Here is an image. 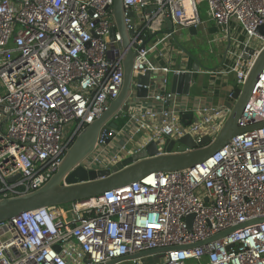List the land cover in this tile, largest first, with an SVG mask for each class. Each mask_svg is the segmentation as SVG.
Returning a JSON list of instances; mask_svg holds the SVG:
<instances>
[{"label": "built area", "instance_id": "2783aa9c", "mask_svg": "<svg viewBox=\"0 0 264 264\" xmlns=\"http://www.w3.org/2000/svg\"><path fill=\"white\" fill-rule=\"evenodd\" d=\"M112 2L0 0V198L42 186L76 134L118 95L123 69L121 38L112 32ZM201 2L209 20L219 25L237 22L245 35L242 49H254L248 59L239 52L235 60L233 71L242 86L264 46V35L257 31L264 27V0H122L127 27L140 26L131 37L134 75L156 67L149 60L148 44L138 49L132 44H142L147 31H159L166 16L172 34L197 27L202 23ZM173 96L169 91L147 96L160 107L128 116L136 131L150 130L145 142L176 140L185 134L195 142L204 135L213 137L230 110L203 106L185 124L166 106ZM260 121L264 68L239 124ZM105 137L101 131L96 152L83 163L86 168H104L123 158L103 156ZM260 218H264V126L232 136L202 163L153 172L99 196L36 208L0 222V264H103L143 250L200 242ZM158 264H264V221L201 246L168 250Z\"/></svg>", "mask_w": 264, "mask_h": 264}, {"label": "water", "instance_id": "95a60500", "mask_svg": "<svg viewBox=\"0 0 264 264\" xmlns=\"http://www.w3.org/2000/svg\"><path fill=\"white\" fill-rule=\"evenodd\" d=\"M111 16L114 23L112 32H118L121 38L118 46L121 50L123 81L118 95L110 100L100 116L85 124L76 134L71 144L64 150L55 171L42 186L23 194L0 198V222L36 208L60 206L99 196L107 190L124 187L153 172L177 171L191 167L206 161L226 145L232 136L264 126V121L247 126L239 124V119L257 83L258 76L264 68L263 46L257 52L242 86H237L234 83L235 88L232 93L234 103L213 137L204 135L200 141L195 142L190 135L185 134L176 140L171 138H165L163 142L150 140L142 143L137 149L113 164H107L104 168H86L83 163L96 152L100 132L103 131L106 134L102 145L106 148L113 138L121 132L122 127L116 122L118 114L121 112L128 113L132 104L136 105L146 99L147 96L153 95L151 87L155 84L152 80L154 75L152 71L146 70L143 74H133L136 51L132 50L131 37L135 35V30H138L140 26L127 27L124 21L122 0H113ZM127 16L130 17V23L134 24V13L129 11ZM158 28L159 31H147V35L142 37V44L133 43L132 46L137 47V49L142 48L153 38L166 34L172 35L173 25L168 16L158 25ZM186 28L190 35L196 33L195 26L190 25ZM257 31L264 35L263 26L257 27ZM93 36L96 35L93 33ZM241 46L239 52H241L242 58L248 59V55L252 54L254 49L250 46H245L242 49ZM189 56L192 55L189 53ZM198 69V64L194 62L191 70H177L171 74H166L165 77L170 84L169 91L176 95H188L193 73L197 72ZM180 117L185 124H188L193 115L183 113ZM258 221H264V218L252 219L232 226L200 242L143 250L113 258L103 264H118L146 256L162 258L168 250L201 246L221 238L237 228ZM55 249L58 250L59 247L55 246Z\"/></svg>", "mask_w": 264, "mask_h": 264}, {"label": "crops", "instance_id": "0c3cea01", "mask_svg": "<svg viewBox=\"0 0 264 264\" xmlns=\"http://www.w3.org/2000/svg\"><path fill=\"white\" fill-rule=\"evenodd\" d=\"M201 20L202 23L196 27V33L193 35L189 34L187 28H182L171 36L164 38L165 35H160L148 43V47H151L148 57L152 65L156 67L152 71L154 74L152 80L155 83L151 87L152 94L169 91L170 84L165 77L166 74L177 70H191L194 62L199 66L190 81L189 94H174L166 104L169 108L176 110L180 116L183 113H191L194 116L195 111L208 105L231 108L234 103L232 98L234 83L239 86L233 68L241 43L233 45L231 43L229 28L231 21L228 24L219 25L205 18H201ZM238 26L241 29L239 24ZM241 31L243 30L241 29ZM161 38L163 40L159 42L157 39ZM243 39L245 40V38ZM189 53L192 56H189ZM158 107H160L158 102L152 99H143L136 105L132 104L127 115ZM135 128V123L126 121L122 125L121 132L113 138L112 142L106 148H100L103 156L110 157L113 154L127 156L144 143L150 130L144 127L136 131ZM160 261L161 258L157 256H146L118 264H158ZM202 261L204 262L205 259Z\"/></svg>", "mask_w": 264, "mask_h": 264}, {"label": "rangeland", "instance_id": "374dc122", "mask_svg": "<svg viewBox=\"0 0 264 264\" xmlns=\"http://www.w3.org/2000/svg\"><path fill=\"white\" fill-rule=\"evenodd\" d=\"M206 6L204 2H201V4L199 5V15L201 18H205L206 20H209V17L206 15ZM212 21L213 23L215 22L214 20H209ZM210 23V22H209ZM212 25V23H211ZM230 28V36H231V43L233 44H240L241 41H243L245 38V35L243 34V31H241V29L239 28L238 24H236L233 20H231V24L229 25ZM253 44H256V40L253 39L252 40ZM93 156H91L92 158Z\"/></svg>", "mask_w": 264, "mask_h": 264}, {"label": "trees", "instance_id": "16d2710c", "mask_svg": "<svg viewBox=\"0 0 264 264\" xmlns=\"http://www.w3.org/2000/svg\"><path fill=\"white\" fill-rule=\"evenodd\" d=\"M128 120V115L127 113H124L123 115L119 116L118 118H116V122L118 123V125L120 127H122L123 124H125V122Z\"/></svg>", "mask_w": 264, "mask_h": 264}]
</instances>
